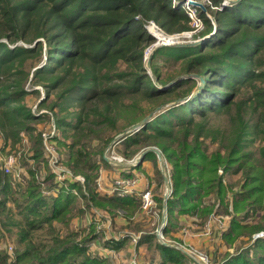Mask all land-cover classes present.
Returning <instances> with one entry per match:
<instances>
[{
  "label": "trees",
  "instance_id": "1",
  "mask_svg": "<svg viewBox=\"0 0 264 264\" xmlns=\"http://www.w3.org/2000/svg\"><path fill=\"white\" fill-rule=\"evenodd\" d=\"M209 1L213 10L196 8L204 27L198 34L205 37L203 42L155 48L151 78L145 71L144 50L155 39L146 26L154 23L167 34L192 31L180 4L171 7L169 0H0V157L7 144L16 150L26 139L33 160L30 164L20 157L24 179L20 186L0 168V245L5 241L14 246L13 260L0 247V264H113L88 247L103 236L93 221L78 230H71L69 222L75 213L83 215L90 202L113 216L123 213L125 217L118 218L128 223L137 216L139 198L97 191L96 157L107 166L102 157L107 145L157 106H163V112L122 137L116 143L118 153L131 159L147 147L162 152L172 166L169 213L177 209L193 214L209 194H215L224 209L231 193L236 215L222 238L248 240L221 264H264V236L253 237L264 231V0ZM157 57L184 59L185 77L161 78ZM195 75L203 79L201 87ZM27 83L44 90L40 107L55 110L58 133L53 140L63 165L72 175L83 176L82 186L70 178L65 185L55 183L38 129L49 117L31 113L25 97H39L40 92L26 90ZM133 95L150 103L134 102L130 117H119L122 99ZM176 98L186 100L171 106ZM232 109L236 115L229 119V130L208 126V114H228ZM248 110L255 115L250 127ZM256 138L257 149H246ZM155 155L147 151L143 159ZM41 172L45 173L42 181L38 179ZM225 173L238 175V181L225 183ZM44 187L57 191L44 195ZM78 196L81 206L76 203ZM259 211V218L245 222ZM124 240L104 243L116 250ZM149 244L159 252V264L189 260L170 245Z\"/></svg>",
  "mask_w": 264,
  "mask_h": 264
},
{
  "label": "rangeland",
  "instance_id": "2",
  "mask_svg": "<svg viewBox=\"0 0 264 264\" xmlns=\"http://www.w3.org/2000/svg\"><path fill=\"white\" fill-rule=\"evenodd\" d=\"M168 3L170 4L171 7H174L179 4L180 5L184 4L185 6L186 3H188L189 7L191 9H194V13L196 8L199 7L198 4L200 5V8H202L204 11H205V7L206 8L209 7L210 8L209 11L214 9L209 0L208 1L207 0H169ZM186 14L189 17V12ZM196 17H198L197 14ZM190 25L193 28L192 31L173 33V34H167L161 28H159V30L155 32L154 30L155 27H150L149 25L150 29H147V31L152 32L156 36H154L155 39L154 43L147 47L148 49H151L150 55L148 56L150 57V64L147 65V59H146L145 62L146 64L144 65L147 75L151 76V78L154 77V73L151 68V55L155 48L163 47V46H172V45H179V46H186L190 44L197 45L203 42L202 39H204L205 37L199 38L198 35L204 29L201 19L199 18V21H197V19L191 21ZM161 35L163 36L160 37ZM199 40L202 41L196 43ZM155 44H157V46H154ZM44 62L45 60H43V62H41L40 65H43ZM183 63H184V59L181 58L174 61L172 59L167 60L165 58L164 60L162 58L157 57L155 60V65L158 69V73L160 74L161 78H163L164 76L166 77L168 75L178 76L180 78L185 77L186 74H183V72H181V68H182L181 66ZM199 84L201 86L203 85L201 81H199ZM25 89L28 91L33 89L39 90L40 92L39 97L36 95L27 94V96L25 97V103L28 105V107H30L32 114H34L35 116H39L40 114H46L47 117H49V121H50V117H54L55 115V110L50 111L48 109L39 106V102L44 97V90L42 89V87L32 85L31 83H27L25 85ZM185 100L186 99L184 98H176L173 101H171L169 104H171V106H175L180 103H183ZM134 102H137L142 106L148 105V103H150L148 100L141 99L138 95L125 96L122 99V103L124 106L120 107L118 111L119 117H130V114L133 111L129 110V108H131L132 105H134L132 104ZM74 104L75 102H72V107H69L68 110H70V108L72 110ZM158 107L160 106H157L155 109L150 110L147 114L145 113L146 115L144 117H146L151 113H152V117H155L158 114L162 113L163 112L162 110L159 113L156 111ZM252 114L253 113L250 112V110H248V114L246 115V117H252L251 121L248 123L249 127L252 126L253 123H255L254 122L255 118H253L255 117V115L252 116ZM235 115H236L235 109H232L228 114L210 113L207 116L209 117L208 126L213 127L215 129L217 128V129L229 130L231 128L230 127L231 123L229 122V119L230 117H235ZM246 117H244V119H246ZM49 121L45 120L40 122L38 125L39 126L38 129L41 130L44 126L47 125V123L49 124ZM132 125L133 124H131L130 126ZM130 126H128L125 129V131H127ZM125 131H123L122 133H124ZM251 132L252 129H249L248 133L250 134ZM258 142L259 141L257 138L254 141L249 142L246 149L256 150L258 147ZM95 144L96 142L94 141L92 146H95ZM108 145L102 152V157L106 160L108 165L106 166L105 164L101 163L99 156L96 157L97 159L96 162L98 163V167H99L97 170L98 173L97 183L99 186V190L102 191L103 194L110 193L109 187L112 185L114 181L115 183H117L116 181H120V180L126 182L129 179V180H133L135 184H139L141 183V181H147V184L151 188V193L153 195L155 207L149 212V214L142 216L139 215V208H138L137 216L134 217L133 221L131 223H128L127 220L124 218V221H126L125 223L124 221L118 218V215H122L123 217H125L123 213L117 212V215L113 216L108 212L106 213L104 210H102V208H97L96 206L92 205L90 202V207L86 208L83 215L79 216L77 215L78 213H75V215L71 218L69 222L71 230H75L74 228H76L75 227L76 224L79 226V228L83 227V225H85L86 222L89 221L91 218V222L93 221L95 223V226H97V228H102L103 233L101 234L104 235V237L117 236L120 233V231H122L123 233L129 232L130 234H134V235L140 234L142 236V239L145 237L147 238L148 236H152L151 239L145 240L142 243L140 241V243L137 245V252H136L137 253L136 257L138 261L137 264H159V260H160L159 252L154 247H152V245L149 244L150 242L154 243L155 241H158L162 244L170 245L182 252L184 251L185 253L184 252L183 253L186 254L189 259L186 261L187 264L189 263L192 264L193 261L191 259L193 255L189 254L188 252L189 250L195 255H197L198 253H205L209 256L212 264H221V261L225 258L226 255L236 252L237 246H239L240 244L243 245L247 243L246 242L248 240L247 237H239L236 240L226 241L225 239L219 236V233H222V235L224 234V229L230 224V221L231 219H233L234 215H236L232 211L231 193L226 197L227 201L225 202L226 204L224 209L220 207L218 197L215 194H209L204 198V200L202 199L203 201H201L202 203L200 204L201 207L199 205L195 210V213L193 214L180 213L177 211V209L176 210L173 209L172 212L169 213L167 209L168 208L167 199L173 198V192H172L173 188L170 180L172 166L164 158L162 152L157 147H147L136 153V155L133 158L125 159V157H123L118 153L116 144L109 148ZM148 148H156L161 152L162 163L159 162V159L156 155L154 158L153 157L147 159L140 158L141 152ZM16 150H26L29 152V143L21 142L20 144H17ZM16 150H12L9 144H7L5 152H3L5 154L2 155L3 157L7 155H13L16 152ZM115 155L122 157L123 161L119 163L114 159H112L113 157H116ZM144 160L145 162L147 161L149 162L143 165ZM140 165H143L144 168L143 167L141 168ZM156 170H158L159 172L157 173ZM68 171L71 173L69 169ZM219 173H222V170H220ZM129 174L130 176H127ZM78 176L83 177L81 175ZM237 179H238V175H232L229 173H225L224 175L225 183H234L236 182ZM122 181H120V183H122ZM80 182L83 184L84 180ZM80 182L78 183L82 186ZM164 183L166 186H164ZM238 188L237 186L234 187L233 191L234 192L238 191ZM169 190H171V193L168 196L166 192ZM73 191L74 193L76 192L75 195H77L78 191L74 188ZM158 197L160 198L159 201H157ZM79 198L80 197L78 196L76 203L78 204V206H81L82 203L81 200H79ZM84 202H86V200ZM202 206L204 208H202ZM208 207L211 208L210 211L206 215H200V213H202V210ZM261 214H262L261 211L256 212L254 214V217L253 216L248 217L245 222L252 221V218L257 219L261 216ZM256 219H254L253 221H255ZM120 222H122V224H120ZM162 222H164L163 230L161 231V236H158L157 231L161 227ZM167 222L171 223V225L169 226ZM165 229L166 232L164 231ZM256 234L257 233L253 234V237ZM219 238H221L222 241L219 240ZM129 241L130 238L124 240L125 243L121 248L126 247L127 244H129ZM221 245H222V249L221 251H219ZM216 250H217V254L214 255Z\"/></svg>",
  "mask_w": 264,
  "mask_h": 264
},
{
  "label": "built area",
  "instance_id": "3",
  "mask_svg": "<svg viewBox=\"0 0 264 264\" xmlns=\"http://www.w3.org/2000/svg\"><path fill=\"white\" fill-rule=\"evenodd\" d=\"M188 3H186L185 6H184V4H181V7H183V9L185 10L186 13L189 12L190 22L194 21L195 19H197V21H199V17H196V14H197L196 11L197 10H195V13H196L195 14L194 9H191L189 7ZM197 16H198V14H197ZM149 25H150V27H155V29H154L155 32H157V30H159V27L156 26L154 23L148 24L146 26V29H150ZM148 32L151 33L153 37L156 36L152 32H150V31H148ZM162 36H160V37H162ZM154 46H157V44H155ZM150 50L151 49H148V48L145 49V52H144V59L145 60L150 55ZM57 133L58 132H57V129L55 126L54 117H50L49 124L47 123V125L41 129V139H42L44 157L47 160V164H48V167H49L51 173L54 175V180L56 181L55 183H57V186H59V184H61V183L62 184L66 183V179H68V178H70V181H75V182L83 181L84 180L83 177H80L78 175H71L72 173H70L68 171V169L62 164L61 155H60V153L56 147L55 141L53 140V138L57 135ZM23 143H27V140L24 139ZM29 155H30V153L26 150H17L13 155H7L5 157H0V168H2V170L5 174L12 175V178L16 182L17 186L18 185L20 186L24 181V179L22 177L23 169L20 166L19 159H20V157L25 156L27 158L28 163L33 164V160L29 158ZM115 156L116 157H113L112 159H114L115 161H117L119 163H121L123 161L122 157H120L118 155H115ZM44 176H45V173L41 172L38 179L40 181H42V180H44ZM120 181H122V180H120ZM120 181H116L117 183H115V181H114L112 183V185L109 187L110 193H104L103 194L102 191L99 190L98 183L96 184V189L98 191H100L99 193L101 195H112V194L116 193L117 195H120V196H123V195L128 196V197L135 196V197L139 198V200H140L139 215L142 216V215L149 214V212L155 207V203H154L153 195L151 193L150 186L147 184L146 186L141 188V187H138L139 184H135V182L133 180L128 179L126 182L122 181V183H120ZM56 191H57V189H53L51 192L50 189L48 190L46 187L43 188V194L44 195H53V194H55ZM170 193H171V190L166 192V194L168 196L170 195ZM75 194H76V192H75ZM90 222H91V218L89 221L86 222L85 225H83V227H85ZM163 224H164V222H162L161 227L157 231L158 236H161V231L163 230ZM75 227H76V228H74L75 230L80 229L77 224L75 225ZM99 229L102 230V228H99ZM219 236L222 237V233H219ZM261 236H264V231L257 233L254 236V238L255 237H261ZM120 237H126L127 239L130 238L129 244H127V246L130 245V247H128L129 248L128 253H126L125 247L114 250L111 246L110 247L106 246L104 243L108 240L110 242L111 239L118 241ZM141 239H142V236L140 234L134 235V234H130L129 232H124L123 234H118L117 236H110V237L109 236L104 237V235H103L101 239L91 241L88 244V247L90 250L99 251L100 255H103L104 257L111 260L113 262V264H137L138 263L137 257H136L137 245L140 243ZM2 246L5 247L6 250L10 253L11 260H13L14 259V255H13L14 246L10 243H5V241L3 243H1L0 247H2ZM121 252H123L124 254ZM188 252H189V254L193 255V257L191 258L193 260L192 261L193 264H212V262L210 261V258L207 254L198 253L197 255H195L190 250Z\"/></svg>",
  "mask_w": 264,
  "mask_h": 264
},
{
  "label": "water",
  "instance_id": "4",
  "mask_svg": "<svg viewBox=\"0 0 264 264\" xmlns=\"http://www.w3.org/2000/svg\"><path fill=\"white\" fill-rule=\"evenodd\" d=\"M198 6L200 7L199 4H198ZM206 38H207V37H206ZM202 40H203V39H202ZM202 40H199V41H197L196 43L201 42ZM149 64H150V57L147 58V65H149ZM196 77H198V78L200 79L201 83H203V80H202V78H201L200 76L196 75ZM200 87H201V85H200ZM175 102H177V101H175ZM178 102H179V100H178ZM180 102H181V101H180ZM173 103H174V102H173ZM161 110H163V106H162V108H161V106H160V107H158V108L156 109V111H157L158 113H159ZM152 118H153V117H152V113H151V114L147 115L146 117H144L143 119H141L139 122H137V123L133 124L132 126H130L129 129H128L127 131H125L124 133H122V134L116 136V137H115V138L109 143L108 148L111 147V146H113V145H115V144H116V143H117L122 137H124L126 134H128V133H130V132L137 131L140 127H142L146 122L150 121ZM147 151H152V152H154V153L156 154V156L158 157L159 162L162 163V157H161L162 155H161V152H160L158 149H156V148H148V149L142 151L141 154H140V158H141V159L144 157V155L146 154Z\"/></svg>",
  "mask_w": 264,
  "mask_h": 264
},
{
  "label": "crops",
  "instance_id": "5",
  "mask_svg": "<svg viewBox=\"0 0 264 264\" xmlns=\"http://www.w3.org/2000/svg\"><path fill=\"white\" fill-rule=\"evenodd\" d=\"M149 161H147V162H145V160L143 161V165L144 164H146V163H148ZM143 165H140L141 166V168L143 167ZM147 167V166H146ZM144 168V167H143ZM147 184V181H141V183H139V186L138 187H144L145 185ZM164 186H166L165 185V183H164ZM120 224H122V222H120ZM219 240H221L222 241V239L221 238H219ZM143 241H145V239L143 238V239H141V243L143 242ZM220 243V242H219ZM223 245V244H222ZM222 245L220 246V248H219V251H221V249H222ZM128 247H130V245H128L127 247H125L126 248V253H128V251H129V248ZM217 249V248H216ZM217 254V250L215 251V254L214 255H216Z\"/></svg>",
  "mask_w": 264,
  "mask_h": 264
},
{
  "label": "bare ground",
  "instance_id": "6",
  "mask_svg": "<svg viewBox=\"0 0 264 264\" xmlns=\"http://www.w3.org/2000/svg\"><path fill=\"white\" fill-rule=\"evenodd\" d=\"M162 36V35H161Z\"/></svg>",
  "mask_w": 264,
  "mask_h": 264
}]
</instances>
